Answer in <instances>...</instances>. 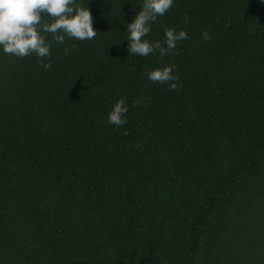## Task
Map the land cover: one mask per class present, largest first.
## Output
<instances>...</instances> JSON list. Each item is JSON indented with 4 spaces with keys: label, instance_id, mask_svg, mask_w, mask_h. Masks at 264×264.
I'll list each match as a JSON object with an SVG mask.
<instances>
[{
    "label": "trees",
    "instance_id": "1",
    "mask_svg": "<svg viewBox=\"0 0 264 264\" xmlns=\"http://www.w3.org/2000/svg\"><path fill=\"white\" fill-rule=\"evenodd\" d=\"M143 3L74 0L97 35L41 32L46 58L0 47V264H264V0H173L143 39L188 38L129 60Z\"/></svg>",
    "mask_w": 264,
    "mask_h": 264
},
{
    "label": "clouds",
    "instance_id": "2",
    "mask_svg": "<svg viewBox=\"0 0 264 264\" xmlns=\"http://www.w3.org/2000/svg\"><path fill=\"white\" fill-rule=\"evenodd\" d=\"M74 5V0H0V47L5 54H11L18 58L35 54L39 58L51 55V41L46 42L43 33H51L53 40L63 44L65 35L79 41L92 40L97 31L93 28V16L90 10L80 5ZM173 7V0H144L140 11L132 23L127 24L129 32V60L134 54L147 57L154 51H158L161 57L175 54L178 41L188 38L186 31L177 32L175 29H165L164 44L149 42L143 39L151 31V22L158 16H165ZM41 13H47L54 19L51 24L41 23ZM75 13V14H73ZM63 33V34H59ZM205 40L211 39L207 30L202 32ZM166 45V46H165ZM73 44L71 49L65 48L64 54L69 55L77 49ZM47 70L51 67V61L42 63ZM175 65H166L146 73L148 79L160 84H168L170 90H179L182 85L179 77L173 75ZM142 103V99L133 101L136 107ZM127 101L121 97L108 114V123L115 126H123L127 123Z\"/></svg>",
    "mask_w": 264,
    "mask_h": 264
}]
</instances>
